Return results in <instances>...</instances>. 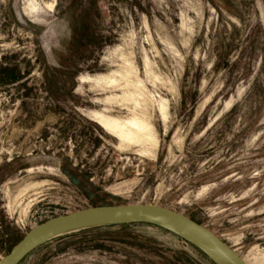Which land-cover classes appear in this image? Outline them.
Instances as JSON below:
<instances>
[{
  "label": "rangeland",
  "instance_id": "1",
  "mask_svg": "<svg viewBox=\"0 0 264 264\" xmlns=\"http://www.w3.org/2000/svg\"><path fill=\"white\" fill-rule=\"evenodd\" d=\"M118 205L264 264V0H0V259L40 223ZM103 232L19 264H209L152 224Z\"/></svg>",
  "mask_w": 264,
  "mask_h": 264
},
{
  "label": "water",
  "instance_id": "2",
  "mask_svg": "<svg viewBox=\"0 0 264 264\" xmlns=\"http://www.w3.org/2000/svg\"><path fill=\"white\" fill-rule=\"evenodd\" d=\"M148 223L167 230L205 255L213 264H247L212 232L188 217L155 205L96 206L74 211L30 229L0 259V264H19L45 242L92 228Z\"/></svg>",
  "mask_w": 264,
  "mask_h": 264
},
{
  "label": "bare ground",
  "instance_id": "3",
  "mask_svg": "<svg viewBox=\"0 0 264 264\" xmlns=\"http://www.w3.org/2000/svg\"><path fill=\"white\" fill-rule=\"evenodd\" d=\"M28 7L31 11L36 10V8L31 4H29ZM99 122L107 130L114 132L116 134H119L121 137L127 140L133 139L136 133H141L144 130V123L137 118H132L131 121L122 124V123L113 122V121L106 120L104 118L99 117ZM125 129H128L132 133L126 134L124 132Z\"/></svg>",
  "mask_w": 264,
  "mask_h": 264
},
{
  "label": "trees",
  "instance_id": "4",
  "mask_svg": "<svg viewBox=\"0 0 264 264\" xmlns=\"http://www.w3.org/2000/svg\"><path fill=\"white\" fill-rule=\"evenodd\" d=\"M132 224H123V225H116V226H111V227H105V228H92V229H86V230H81L75 233H71L68 235H64L55 239H62V238H68V237H76L83 235L85 233H93L95 231H104L103 234H108V233H113L116 234L120 231L126 230L129 226ZM112 229H116L113 232H110ZM180 239V238H179ZM181 240V239H180ZM183 241V240H181ZM184 242V241H183ZM186 246H188L197 256L203 258L205 261H207L209 264H213L205 255H203L199 250H197L195 247L191 246L190 244L184 242Z\"/></svg>",
  "mask_w": 264,
  "mask_h": 264
}]
</instances>
